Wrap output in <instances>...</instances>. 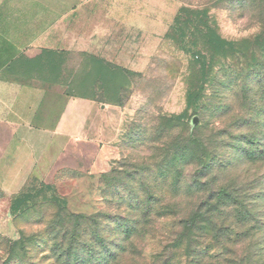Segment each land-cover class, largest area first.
Listing matches in <instances>:
<instances>
[{"label": "rangeland", "instance_id": "obj_1", "mask_svg": "<svg viewBox=\"0 0 264 264\" xmlns=\"http://www.w3.org/2000/svg\"><path fill=\"white\" fill-rule=\"evenodd\" d=\"M157 3L152 57L111 78L105 164L79 142L40 188L0 194V264H264V0ZM202 216L221 249L175 224Z\"/></svg>", "mask_w": 264, "mask_h": 264}, {"label": "crops", "instance_id": "obj_2", "mask_svg": "<svg viewBox=\"0 0 264 264\" xmlns=\"http://www.w3.org/2000/svg\"><path fill=\"white\" fill-rule=\"evenodd\" d=\"M157 4L0 0V194L10 204L40 188L63 154L78 159L79 142L92 147L93 168L105 164L111 103L75 95L105 91L80 77H93L95 62L139 75L152 57L143 33L151 38L158 26Z\"/></svg>", "mask_w": 264, "mask_h": 264}, {"label": "trees", "instance_id": "obj_3", "mask_svg": "<svg viewBox=\"0 0 264 264\" xmlns=\"http://www.w3.org/2000/svg\"><path fill=\"white\" fill-rule=\"evenodd\" d=\"M94 65H95V69H94V71H92L94 76L91 78H86V77L81 78L80 77V82H82V83L83 82L84 83L93 82L95 84H100L101 86H104L105 91L100 92V93H97V92L96 93L78 92L75 95L91 97V98L96 97V99H99L101 102L106 101V102L110 103V101L107 97V94L111 93V92L122 91L123 84H124V83H122L121 84L122 86H121L120 84H118L115 81L112 82L111 78L112 77H114V78L120 77L123 79V81H125V79L128 75H134V76L137 75V74H133V73L130 74V72H128L127 70H124V69L118 68L114 65L106 64L103 62H95ZM27 195H29V194L27 193V194H24V195L17 197V198H22V197H25ZM206 207L210 210L212 208L211 203L210 204L208 203V205ZM76 218L78 220L80 217H76ZM136 224H137L136 227L139 225L142 227H147L150 224V221L149 220L137 221ZM175 224L177 225L178 228H180L181 232L187 231V229L189 227H194V229L196 231H203L204 229H207V227H209L212 229L211 233H212L213 241L216 243V246L218 247V249H221L223 247L219 243V238H218L219 230L217 229L216 225L210 226V220L205 218L204 216H202L201 219L199 221H196V222L193 219H191V220L181 219V220L177 221ZM21 243H25V241L17 243L18 246H20ZM115 253H117L116 250H115ZM92 256H93V254H92ZM82 259L84 260V258H82ZM89 259H91V255L89 256L88 260ZM101 259H103V260L106 259L105 254H102L99 256V260H101ZM116 259L117 258L114 255L113 260H116ZM234 264H237V263H234Z\"/></svg>", "mask_w": 264, "mask_h": 264}]
</instances>
